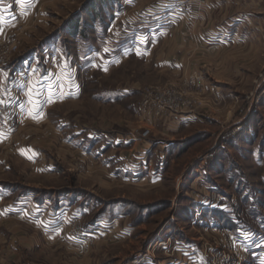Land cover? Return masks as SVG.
<instances>
[{
    "label": "rangeland",
    "instance_id": "1",
    "mask_svg": "<svg viewBox=\"0 0 264 264\" xmlns=\"http://www.w3.org/2000/svg\"><path fill=\"white\" fill-rule=\"evenodd\" d=\"M118 1L10 0L0 20V75L40 106H8L0 136V207L26 210L0 214V264H252L224 235L264 244V30L183 48L206 0ZM194 77L190 113L141 116L145 89Z\"/></svg>",
    "mask_w": 264,
    "mask_h": 264
},
{
    "label": "crops",
    "instance_id": "2",
    "mask_svg": "<svg viewBox=\"0 0 264 264\" xmlns=\"http://www.w3.org/2000/svg\"><path fill=\"white\" fill-rule=\"evenodd\" d=\"M120 2L122 0H119L117 4L120 5ZM9 3L10 0H0V20H7L9 16L14 15L9 8ZM204 3L209 4V8L203 9L204 12L191 13L188 19L184 18L183 23L180 25L182 26L180 30L177 29V38L181 41V47L185 48L189 45L196 47L197 45H202L205 39H208L209 47L244 46L250 42V39L254 37L258 39L261 36L264 30V0H206ZM34 5L32 4L31 7L34 8ZM189 6H192V4ZM192 8L194 11L195 5ZM9 13L11 15L8 16ZM119 20V24H121L123 21L122 16L112 18L114 23ZM160 36L172 35L168 31L161 30ZM190 39L194 40L196 45L190 44L193 43ZM229 41L235 44L230 45ZM4 71V78L0 75V103H5L7 107L11 106L14 111L18 112V115L20 113H29L31 115L40 111V106L38 107V101L35 98L29 96L27 97L29 99L23 100V96L26 94L23 91L20 92L22 85L18 84L19 80L16 82L12 81L11 77L9 78L7 75V69H4ZM1 138L0 145L5 143L4 138ZM23 147L21 141L18 140L16 143L17 153ZM29 148L32 149L31 147ZM9 196V191L0 187V201L3 202ZM16 198L17 200L13 205H11V202L3 204L0 207V214L7 215L14 210V214L20 216L23 220L26 211L23 205L24 196H17ZM35 208H33V211ZM258 244L256 245V242H254V246L252 245V249L248 252L252 264H264V244L260 246ZM255 256L258 257L255 258ZM191 260L196 261V259H188L190 264ZM175 264H184V262L177 260ZM197 264L206 263L199 260Z\"/></svg>",
    "mask_w": 264,
    "mask_h": 264
},
{
    "label": "built area",
    "instance_id": "3",
    "mask_svg": "<svg viewBox=\"0 0 264 264\" xmlns=\"http://www.w3.org/2000/svg\"><path fill=\"white\" fill-rule=\"evenodd\" d=\"M9 26V25H8ZM5 27V26H4ZM7 27V25H6ZM8 52H3L2 59H7ZM4 61H0V72L5 65ZM185 89V90H184ZM184 91L175 88L172 85L169 86H156L153 88L145 89L143 99L139 105V112L143 118L147 120L151 119H162L170 115L190 113L193 109L194 103L187 97L195 93L198 89L200 90L199 78L194 77L184 84ZM191 97V96H190ZM13 113L7 107L5 103H0V135L6 136L15 126L13 120ZM185 121L186 119H182ZM187 121V120H186ZM148 130L145 131L146 136ZM228 234L224 235L225 248L227 253L230 254L232 251H246L251 248L250 245L245 242L241 244L234 242L233 238ZM224 254V252H222ZM221 253V254H222ZM220 255V253H218ZM225 255V254H224ZM222 256L216 264H235L234 261L229 262L225 256Z\"/></svg>",
    "mask_w": 264,
    "mask_h": 264
}]
</instances>
